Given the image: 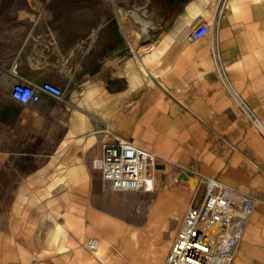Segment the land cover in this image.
<instances>
[{"label":"crops","instance_id":"obj_1","mask_svg":"<svg viewBox=\"0 0 264 264\" xmlns=\"http://www.w3.org/2000/svg\"><path fill=\"white\" fill-rule=\"evenodd\" d=\"M202 21L210 32L188 42ZM16 82L64 95L22 104ZM116 138L191 173L199 196L175 185L133 212L148 192L113 193L94 167ZM207 177L259 200L233 263L256 264L264 0H0V264H91L90 239L116 259L121 232L141 264H164Z\"/></svg>","mask_w":264,"mask_h":264},{"label":"built area","instance_id":"obj_2","mask_svg":"<svg viewBox=\"0 0 264 264\" xmlns=\"http://www.w3.org/2000/svg\"><path fill=\"white\" fill-rule=\"evenodd\" d=\"M210 29V22L198 23L189 32L188 42L199 40ZM41 91L58 98L64 95L62 88L49 82L41 86L16 82L11 96L29 104L39 101ZM158 164L155 154L116 138L114 143L104 146L103 155L95 160L94 167L102 172L115 193L153 192L154 174L165 170L158 168ZM203 186L202 197L187 211L164 264H232L235 249L259 200L227 187L214 177L205 178ZM96 244L95 239H90L87 248L94 252Z\"/></svg>","mask_w":264,"mask_h":264},{"label":"rangeland","instance_id":"obj_3","mask_svg":"<svg viewBox=\"0 0 264 264\" xmlns=\"http://www.w3.org/2000/svg\"><path fill=\"white\" fill-rule=\"evenodd\" d=\"M177 175H178L177 171L172 173V172H168L167 169L163 170L161 173L158 174L159 180L161 181V182L160 181L158 182V187H161L162 185L167 183V181L173 178L176 179V182H175L176 185L181 184L183 186L184 182L186 181L178 180L176 178ZM200 187L197 192L192 194L193 196H197L196 193H198V196H199ZM159 190L161 189H155L153 192H148V193L143 192L142 194H139V196L136 197L137 204L133 212L139 214V216L141 215V217H147L148 208L153 202V200L155 199V197L157 196ZM129 216H130L129 214H126V217L124 218L131 219L132 217H129ZM257 231H258L257 235H258L259 245H256L255 249L252 251V254H251V258H252L251 260L252 262L256 264L257 262L260 261L261 257H263L264 255V217L257 218ZM118 252L120 253L119 249H118ZM85 255L86 257L88 256L87 258L90 260V263L92 260L91 264H127L128 263V259L122 254L121 256H117L116 259L114 257H107V255H105L102 252L99 253L100 259H94V256L89 251H87Z\"/></svg>","mask_w":264,"mask_h":264},{"label":"bare ground","instance_id":"obj_4","mask_svg":"<svg viewBox=\"0 0 264 264\" xmlns=\"http://www.w3.org/2000/svg\"><path fill=\"white\" fill-rule=\"evenodd\" d=\"M261 129V126L259 127ZM263 132V130H261ZM166 169V167H165ZM167 171L168 172H171V167L170 165L167 166ZM159 177L158 175L154 174V178H153V189H161L165 191V189H168V188H171L172 186H175L176 185V179L173 178L169 181H167V183H165L164 185H162L161 187H158V182H159ZM161 182V181H160ZM201 186V181L194 177L193 175L190 176L189 180L184 182V193H187V194H194L195 192H197L199 190V187ZM120 236H118V246H119V250H120V253L125 256L127 259H128V263L127 264H141L143 259H142V256L144 255V253L141 255V254H134L130 251V248L128 247V237H127V234L125 232H121V234H118ZM96 240V239H95ZM96 245H97V249L93 252V251H90L88 248H87V245H86V248L87 250H89V252H91V254L94 256V259H100V256H99V248H100V240H96ZM237 249V247H236ZM236 249H235V252H234V258H233V262L232 264L234 263V259H235V253H236ZM163 250H165V247L163 248ZM163 250H158V251H154L153 253L151 254H145V260L146 261H151V263H157L159 261V258L161 256V253L163 252ZM88 257V256H87ZM88 262V261H87ZM95 262V261H94ZM91 263H92V260H91ZM80 264H83L82 262Z\"/></svg>","mask_w":264,"mask_h":264},{"label":"water","instance_id":"obj_5","mask_svg":"<svg viewBox=\"0 0 264 264\" xmlns=\"http://www.w3.org/2000/svg\"><path fill=\"white\" fill-rule=\"evenodd\" d=\"M157 167L160 168V169H165V165L164 164H158ZM191 175H192L191 173L181 172V173H179L177 175L176 178L178 180L188 181Z\"/></svg>","mask_w":264,"mask_h":264}]
</instances>
